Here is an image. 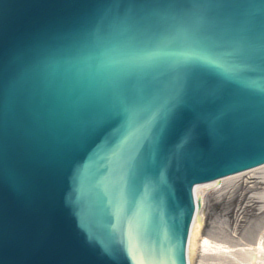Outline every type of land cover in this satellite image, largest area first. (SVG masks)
I'll return each instance as SVG.
<instances>
[{"label":"water","instance_id":"1","mask_svg":"<svg viewBox=\"0 0 264 264\" xmlns=\"http://www.w3.org/2000/svg\"><path fill=\"white\" fill-rule=\"evenodd\" d=\"M263 161L264 0H0V264H187Z\"/></svg>","mask_w":264,"mask_h":264},{"label":"rangeland","instance_id":"2","mask_svg":"<svg viewBox=\"0 0 264 264\" xmlns=\"http://www.w3.org/2000/svg\"><path fill=\"white\" fill-rule=\"evenodd\" d=\"M244 181L241 179L229 184L237 188L235 194L241 193V186ZM199 201L202 206L201 216L204 221L200 231H198V238L190 243L189 258L187 256L190 264H249L251 260L253 261V257L255 261L251 264H264V251L260 249V245L263 247L260 242L262 237L260 229L264 224L263 211L249 210V212H245L242 225L238 226L242 231L238 229L240 234L236 233L237 238L234 237L232 242H226L221 239L220 227L224 225L232 229L233 218L230 216L231 214L225 212L227 210L233 211L232 208L240 202L239 197L236 195L221 196L218 191L211 189L207 190L203 199ZM220 252L227 254V256L221 255Z\"/></svg>","mask_w":264,"mask_h":264},{"label":"bare ground","instance_id":"3","mask_svg":"<svg viewBox=\"0 0 264 264\" xmlns=\"http://www.w3.org/2000/svg\"><path fill=\"white\" fill-rule=\"evenodd\" d=\"M241 179L245 180L243 185L241 186V189L243 192L241 191L240 194H237V193L235 194V192L237 191V188L229 184L234 181L241 180ZM211 189L218 191L221 196L226 195L228 197H231L233 195H236L239 197L240 202L237 206L234 205L235 207L232 208L233 211L227 210L225 212L229 215L231 214L230 216H232L233 218L232 229H229L227 226H224V225L223 226L221 225L220 227L221 239L226 242H229V241L232 242V240H234V237L237 238L236 233H239L238 229L239 231L240 230L242 231V229H240L238 226H240L245 212L247 211L249 212V210H254V212L255 211L264 212V204H263L264 203V161L258 164H254L249 167L222 175L218 178L203 180V181L196 182L194 184L193 195L195 199V202H194L195 206H194V214H193L192 221L189 227L188 237L186 239V259H187V256L189 258L190 243L193 240L198 238L197 237L198 231H200L201 224L204 221V219H202L203 217L201 216L202 206L199 200L203 199L204 193L207 190H211ZM260 231L262 233L260 242L261 244H263V247H264V224L261 227ZM187 245H188V248H187ZM263 247L260 245V249L264 251ZM187 250H188V253H187ZM221 255L227 256V254H224V253H221ZM186 261H187V264H190L188 259ZM254 261L255 259L253 257V261L251 260V262L253 263ZM251 262L249 264H251Z\"/></svg>","mask_w":264,"mask_h":264}]
</instances>
